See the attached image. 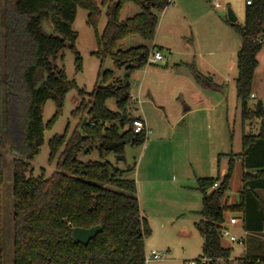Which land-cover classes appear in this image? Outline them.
Here are the masks:
<instances>
[{
  "label": "trees",
  "instance_id": "obj_1",
  "mask_svg": "<svg viewBox=\"0 0 264 264\" xmlns=\"http://www.w3.org/2000/svg\"><path fill=\"white\" fill-rule=\"evenodd\" d=\"M126 2L137 4L140 12L120 20L119 12ZM168 5V0H102L100 6L95 0H0V264H6L3 185L7 156L11 158L12 181L11 254L7 264H145L144 238L149 227L140 211L136 182L125 178V170L106 158L122 155L127 145L139 146L146 137L144 132H133L136 117L128 111L131 95L126 78L149 63L152 50L148 45L120 50L118 44L132 35L152 42L158 12ZM78 7L87 11L86 23L94 29V54L101 61L109 55L116 67L124 68L125 76L107 83L112 72L104 71L89 94L78 89L82 101L74 113H81V121L88 115L89 122L82 125L81 134L54 135L48 141L49 160L57 158L50 176H27L30 160L43 144L45 102H54L56 117L65 95L76 87L57 59L69 46L75 69H80L81 56L74 46L77 33L72 29ZM101 7L106 23L98 33ZM44 22L51 24L53 33L44 31ZM263 24L264 0H253L245 6L243 26H235L241 36L236 99L242 108V122L251 117L261 119L259 131L256 135L242 133V153L229 155L226 173L212 191L208 189L219 175L197 179L202 218L195 228L202 238V253L208 257H229L218 232L227 209L222 199L235 157L247 171L241 176L239 204L231 209H241L244 230L257 233L264 229V208L256 191L264 190V104L258 102L254 111L246 107L261 48L251 38ZM191 71L200 84L213 85L195 67ZM110 98L115 99L116 110L106 106ZM92 150L99 153L100 160L78 159L79 153ZM95 225L101 230L88 244L73 241V228ZM262 254L246 257L241 264H264Z\"/></svg>",
  "mask_w": 264,
  "mask_h": 264
},
{
  "label": "rangeland",
  "instance_id": "obj_2",
  "mask_svg": "<svg viewBox=\"0 0 264 264\" xmlns=\"http://www.w3.org/2000/svg\"><path fill=\"white\" fill-rule=\"evenodd\" d=\"M95 1L100 6L102 0ZM216 3L220 5L218 8ZM245 6V0H172L162 12H158L152 42L148 43L140 36L132 35L118 44L120 50L139 45H148L152 50L149 63L134 70L126 78L132 97L128 111L132 117H144L150 132L141 145L125 147L122 154L124 161L116 160L115 155L107 156L106 160L125 170V178L135 179L137 168H154L152 163H162L161 168H183L182 176L191 178L184 191H180L169 180L164 186L167 191L163 199L165 201L162 200L158 205L145 203L142 206L143 217L147 219L149 227L144 238L145 254L152 251L164 254L162 259H152L145 264H181L182 259L203 255L201 237L192 224L194 219L198 223L202 218L201 194L196 189V178L198 174L210 177V173L213 175L210 178H217V173L229 163V155H238L241 151L242 133L256 135L259 131L261 119L251 117L242 122V108L236 99L237 52L241 46V36L235 26H243ZM227 7L236 16L235 26L227 22ZM101 11L98 33H101L106 23L104 7H101ZM139 12L137 4L126 2L119 12V19L125 20ZM86 16L87 11L78 7L72 24V29L77 33L74 46L81 56L80 69H75V56L69 46L63 49L57 59L67 79L75 81L76 87L67 92L56 117L54 102H45L42 111L43 144L30 160L27 176L44 174L48 177L54 172L57 158L49 160L48 147V141L54 135L66 134L69 137L74 131L82 133L81 113H74L82 101L78 89L89 94L98 75L101 80L104 71L112 72L107 83L115 78L124 79V68L116 67L109 55L101 61L94 54L97 51L95 32L86 23ZM42 27L45 32L53 33L49 22H44ZM155 52H158L160 59H154ZM256 60L257 66L246 105L249 111H254L258 102L264 104V46L258 51ZM194 67L207 83L213 84L211 87L195 79L191 71ZM84 99L87 101L88 96L85 95ZM106 106L116 110L115 99H108ZM185 107L192 109L189 117L175 122L178 112H183ZM84 118L88 123L89 116L85 115ZM153 154L158 156L155 158L158 160L152 159ZM78 159L82 162L96 161L100 160V156L96 150L87 153L83 151L79 153ZM236 159L223 201L234 199L241 186L242 171ZM10 162L11 158L7 156L3 185L6 264L11 254ZM222 179L223 176H220L216 181L221 183ZM212 189L214 187H209L208 191ZM257 193L264 208V191ZM225 212L226 215L230 214L228 210ZM232 231L238 237L246 236L239 227ZM191 232L192 237L189 236ZM252 236L250 238L247 235L245 246L232 243L229 257H238L244 249L246 253L254 249L255 254L249 256L251 258L263 255L264 231ZM225 241L223 243L226 244Z\"/></svg>",
  "mask_w": 264,
  "mask_h": 264
},
{
  "label": "crops",
  "instance_id": "obj_3",
  "mask_svg": "<svg viewBox=\"0 0 264 264\" xmlns=\"http://www.w3.org/2000/svg\"><path fill=\"white\" fill-rule=\"evenodd\" d=\"M170 1L172 2V0H170ZM161 12H162V10H161ZM191 111H192V109L190 107H185L183 109V112H178L177 116L175 117V122L178 123V122L184 120L185 118H188L190 113H191ZM139 117L142 118L145 121V123H146V120H145L144 117H142V116H139ZM148 132H150V130ZM242 150L243 149L241 148V151L238 154H241ZM154 152L155 151H153V153ZM155 158H158V156L153 154L152 159H155ZM155 160H158V159H155ZM236 160L240 164V168H241V171H242L241 172V176H242V173L246 172L247 169H245L243 167L242 161H241L240 158H237ZM152 165L154 166V168L152 166H151V168H137L136 173H135V179L134 180L136 182L137 198H138V201H139V207H140V211H141L142 215H143V212H144L143 209H142V206L145 203L146 204H152L153 203V204H157L158 205V203L160 204L163 201H165L163 199L166 197L165 194L167 192L166 188H164L166 182L168 183V181L170 180L169 182H173V185L175 187H178V189H180V191L181 190L184 191L185 186H187V184L189 183V181L191 179L188 176L187 177L182 176V173H183V170H184L183 168H165V166H164V168H161L160 165H162V163H160V164H155V163L153 164L152 163ZM227 168H228V164H227L226 167H222L221 171L218 172L217 175H219V177L220 176L221 177L224 176V174L226 173ZM140 175H141V177H140ZM211 175H212V173H210L209 176L211 177ZM198 176L199 177L196 178V188H197V179H199V178H210V177H207L206 175H199L198 174ZM173 177H174V179H173ZM216 183L219 184L218 182H216ZM241 186H242V182H241ZM241 186H240V188H239V190L237 192V196L234 199H224V201L222 200V203L224 204V206H226V208H227L226 210L230 211L229 215H226V212L224 211V219H225V221H228V219L231 218V217H236L237 220H238L237 224H235L231 229L233 230V228L239 227V229L246 234L245 238L243 237L244 238L243 246H245V239H246L247 235H249L250 238H252L253 237L252 235H254L256 233H253V232L251 233V232H248V231L243 229V227H242V219H243L242 216H243V214H242V211H241L240 208H238V209L237 208H235V209L232 208L231 209V206L235 207L236 205L239 204V201H240L239 194H240V191H241ZM180 191H179L178 194H180ZM256 191H264V190H256ZM258 197H259V195H258ZM201 199H202V195H201ZM160 217L162 218V216H160ZM162 219L163 220L165 219L164 216H163ZM195 221L196 220L194 219L192 221V224H193L194 229L197 231V229L195 228V225H194V224H196ZM262 231H264V229ZM189 236L192 237L193 236V232H191L189 234ZM224 239H221V246L224 249H227V250L230 251L232 249V247H231L232 243H230L227 239H225L227 241V243L225 244V243H223ZM201 247H202V238H201ZM263 252H264V249H263ZM254 254H255L254 253V249H251V253L250 252L246 253V251L244 249V251H242V253L238 257H245L246 258L247 256L248 257L249 256H253ZM183 260H185V259H182L180 261V263H182Z\"/></svg>",
  "mask_w": 264,
  "mask_h": 264
},
{
  "label": "built area",
  "instance_id": "obj_4",
  "mask_svg": "<svg viewBox=\"0 0 264 264\" xmlns=\"http://www.w3.org/2000/svg\"><path fill=\"white\" fill-rule=\"evenodd\" d=\"M169 4L171 3L170 0ZM253 0H245V4L246 5H250L252 4ZM215 6L218 8L220 5L218 3L215 4ZM251 41L259 46H264V24L262 25L260 31L254 35L251 38ZM154 59H160V55L156 52L153 54ZM132 99V97H130V100ZM132 129L133 132L135 133H140V132H144L145 135L148 133V128L146 126L145 121L140 118V117H136L133 121H132ZM217 183L213 184V187H216ZM238 220L236 217H231L228 219V221H224L220 224V228H219V237L221 239H227L230 243H237V244H243L244 242V238L243 237H238L234 234V232L232 231V227L237 224ZM164 257V254L160 251H152L149 254H145V263L147 261H150L152 259H162ZM243 260H246L245 257H208V256H198L195 258H189V259H185L182 261L181 264H241L243 262ZM258 261V259H257Z\"/></svg>",
  "mask_w": 264,
  "mask_h": 264
},
{
  "label": "water",
  "instance_id": "obj_5",
  "mask_svg": "<svg viewBox=\"0 0 264 264\" xmlns=\"http://www.w3.org/2000/svg\"><path fill=\"white\" fill-rule=\"evenodd\" d=\"M227 20L231 23L236 21V16L230 7L226 9ZM85 123V118L82 120V125ZM116 160L124 161L123 155H116ZM101 230L100 225H95L90 228L75 227L72 231V238L75 243H80L83 245L88 244V242L96 236V234Z\"/></svg>",
  "mask_w": 264,
  "mask_h": 264
}]
</instances>
